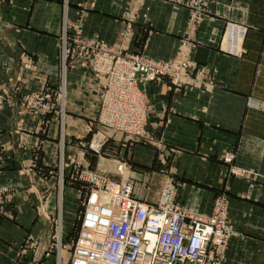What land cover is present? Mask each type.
Returning <instances> with one entry per match:
<instances>
[{"label":"crops","instance_id":"crops-1","mask_svg":"<svg viewBox=\"0 0 264 264\" xmlns=\"http://www.w3.org/2000/svg\"><path fill=\"white\" fill-rule=\"evenodd\" d=\"M201 7L194 18L174 0H0V264H68L70 251L62 259L49 248L59 227L60 242L73 245L95 174L132 178L149 203L172 178L175 202L202 214L225 193L234 235L221 264H264V0ZM70 26L79 31L66 36ZM96 45L184 64L176 81L145 91L149 143L110 137L101 153L89 149L101 133ZM62 67L63 98L39 103L54 109L27 105L25 95L61 88Z\"/></svg>","mask_w":264,"mask_h":264},{"label":"built area","instance_id":"built-area-1","mask_svg":"<svg viewBox=\"0 0 264 264\" xmlns=\"http://www.w3.org/2000/svg\"><path fill=\"white\" fill-rule=\"evenodd\" d=\"M193 4L196 9L193 16L197 18L202 12L201 2ZM78 31L76 26V32L71 31V34ZM243 34L244 29L228 34L229 50H234L232 40L236 42ZM89 61L99 81V76H103L98 118L103 139L111 137L109 132H117L135 141L149 137L144 128L150 106L142 87L166 77L176 81L180 68L173 69L168 63L140 54L109 52L101 48H94ZM101 141L92 140L89 149L101 153ZM1 149L0 144V158ZM230 158L225 160L229 162ZM124 168V163H120L117 171L123 174ZM88 181L92 186L83 201L78 229L81 235L76 242L77 247L83 249L81 256L85 263L221 264L234 235L227 221L228 198L225 193L216 198L211 213L202 214L175 202L176 189L172 178L165 179L157 203L137 197L132 178L118 181L95 174ZM7 202L0 189V219L6 215L4 207ZM57 242L61 247V242Z\"/></svg>","mask_w":264,"mask_h":264},{"label":"rangeland","instance_id":"rangeland-1","mask_svg":"<svg viewBox=\"0 0 264 264\" xmlns=\"http://www.w3.org/2000/svg\"><path fill=\"white\" fill-rule=\"evenodd\" d=\"M174 2L176 3V4H180V5H182V6H185V7H190V8H193V13H192V16H193V14L195 13V11H196V9L193 7L194 6V4H193V2H197V3H199V2H201V0H174ZM192 4V5H191ZM67 29L65 30V34H71V31H73V33L74 32H76V26H70V27H66ZM93 48H100L98 45H96V46H94ZM64 50H65V46H64ZM110 50H112V51H116V50H114V49H110ZM66 51H64V53H65ZM126 53H129V52H126ZM67 54V53H66ZM140 55H142V54H140ZM143 56V55H142ZM145 57V56H144ZM147 58V57H146ZM182 64H179L178 66H175V65H172L171 64V67L173 68V69H178V68H180V72H179V74L181 75V69H182V66H181ZM65 67V66H64ZM64 67H62V73H61V76H59V79H60V81H61V88H57V89H52V88H48V89H44L42 92H40V93H34V94H27V95H25L26 97H27V99H28V101H26L27 102V105H29L30 104V106H31V108L32 109H39V108H41V110L42 111H44V112H50L51 110H53L54 109V107L56 106L53 102H49V103H47L46 105L43 103L42 105H41V107H40V104L39 103H41L42 102V100H44V96L46 95H49L52 99L53 98H55V97H57V99L59 98V96L61 95V97L63 98V96H64V84H65V74H66V71H65V68ZM96 75V74H95ZM99 77H101V80L99 81V78H97L96 80H98V81H96L97 83L99 82L101 85H102V87H103V76H99ZM172 79V78H171ZM163 80V79H162ZM150 83H152V82H150ZM149 83V84H150ZM149 84H147V86L145 87V88H143L142 87V92H143V94H144V98H145V100H146V90H147V87H148V85ZM61 89V90H60ZM102 91H103V89H102ZM102 91H101V93H102ZM101 93H100V95H101ZM25 97V98H26ZM147 102V101H146ZM148 109V108H147ZM150 111V109H148V112ZM99 118V117H98ZM148 122V121H147ZM98 123H99V125H100V127H101V123L98 121ZM147 125V124H146ZM145 128H146V126H145ZM144 128V129H145ZM101 130V129H100ZM99 130V131H100ZM103 131V130H102ZM102 131H101V133H100V135L99 136H97L96 137V139L95 140H97V139H100V140H103V137H102ZM147 134V133H146ZM108 135L109 136H111V138H118V139H121V140H127V141H134V138L133 139H128L127 137H125V136H122V135H119L117 132H115V133H111V132H109L108 133ZM148 135V134H147ZM149 136V135H148ZM108 139H110V138H108ZM149 140H150V138L149 137H144L143 138V142H146V143H149ZM228 158H230V156H227ZM227 157H225V158H227ZM225 158H224V160H225ZM231 159V158H230ZM232 160V159H231ZM230 160V161H231ZM226 161V160H225ZM229 161V162H230ZM118 165V164H117ZM80 170V169H79ZM236 169L234 168V167H231V169H230V174L231 175H233V174H235L236 173ZM80 171L77 173V176L79 177L80 176ZM0 189H1V192L3 193L4 192V189L0 186ZM4 210H5V207H4ZM75 221L77 222V219H75ZM74 221V219L72 220V223H74V225H73V232L72 233H70L71 234V236H72V239H73V245H69L70 244V242H68V244L66 245V244H62L63 242H61V247H59V245H58V242H57V240L58 241H60L61 240V235H62V233L60 232V227H59V229H58V237L56 238V237H54V242H55V244L54 245H52V247H50L49 248V251H54L55 253H57V252H59L58 254L60 255V256H62V259L63 258H65L66 257V255L65 254H67L66 253V251L67 252H69L70 251V256H69V259H67V263L68 264H76V262L77 261H82V253H81V251L83 250V249H81L80 248V246H78L77 247V245H76V242L78 241V239H80V235H79V232L78 231H76V225H77V223ZM61 234V235H60ZM64 245V246H63ZM70 246V247H69ZM77 247V248H76ZM66 248V249H65ZM76 250H77V253H76ZM41 251H43V250H41ZM39 255V254H38ZM37 255V256H38ZM41 257H43V254L41 253ZM80 258V260H78L77 258ZM77 259V260H76Z\"/></svg>","mask_w":264,"mask_h":264},{"label":"bare ground","instance_id":"bare-ground-1","mask_svg":"<svg viewBox=\"0 0 264 264\" xmlns=\"http://www.w3.org/2000/svg\"><path fill=\"white\" fill-rule=\"evenodd\" d=\"M94 140H95V139H94ZM77 259L80 260L79 257H78ZM77 259H76V260H77ZM83 262H84V260H83V261H77L76 264H84L85 262H84V263H83ZM85 264H95V263H92L91 261H89V263H85Z\"/></svg>","mask_w":264,"mask_h":264}]
</instances>
